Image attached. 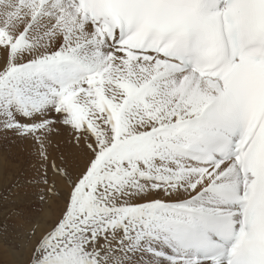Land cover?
Returning <instances> with one entry per match:
<instances>
[{
    "label": "snow or ice",
    "instance_id": "6c2138e0",
    "mask_svg": "<svg viewBox=\"0 0 264 264\" xmlns=\"http://www.w3.org/2000/svg\"><path fill=\"white\" fill-rule=\"evenodd\" d=\"M0 140L27 264H264V0H0Z\"/></svg>",
    "mask_w": 264,
    "mask_h": 264
},
{
    "label": "rangeland",
    "instance_id": "374dc122",
    "mask_svg": "<svg viewBox=\"0 0 264 264\" xmlns=\"http://www.w3.org/2000/svg\"><path fill=\"white\" fill-rule=\"evenodd\" d=\"M0 158L4 160L3 162L2 159L0 160V196H3L5 191L21 177L22 173L26 170L30 171L29 165L32 162V158L26 152H22L18 146L4 140H0ZM57 183L59 184V181ZM29 199L31 201L30 218L37 223V234H39V231L47 227L55 215H58L62 207V202L48 200L46 203H43L38 199L34 191L30 192ZM14 207L15 205L11 202L0 200V222H4L5 217L13 211ZM50 213H52L51 216ZM8 223L13 226L14 234H18V236H23L27 239L28 229L26 225H23L15 217L9 219ZM8 248L9 242L5 241L3 237H0V264H27V259L30 255L27 248L19 251L13 249L15 254L9 252Z\"/></svg>",
    "mask_w": 264,
    "mask_h": 264
},
{
    "label": "bare ground",
    "instance_id": "6f19581e",
    "mask_svg": "<svg viewBox=\"0 0 264 264\" xmlns=\"http://www.w3.org/2000/svg\"><path fill=\"white\" fill-rule=\"evenodd\" d=\"M2 157V156H1ZM2 159V162L4 161L3 158H0V160ZM3 164V163H2ZM4 165V164H3ZM1 167V166H0ZM55 201V200H54ZM34 203V202H33ZM47 206V205H46ZM55 209V208H54ZM49 213V212H48ZM52 213H50V216H51ZM50 216H47V217H50ZM49 219V218H48ZM53 219V217H52ZM6 258V257H5Z\"/></svg>",
    "mask_w": 264,
    "mask_h": 264
}]
</instances>
